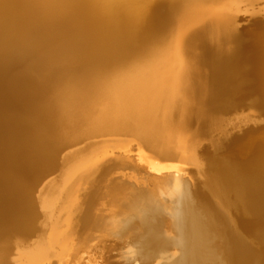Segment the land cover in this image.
<instances>
[{"label": "bare ground", "instance_id": "obj_1", "mask_svg": "<svg viewBox=\"0 0 264 264\" xmlns=\"http://www.w3.org/2000/svg\"><path fill=\"white\" fill-rule=\"evenodd\" d=\"M246 18L264 0H0V264H264V34L247 51ZM212 43L262 85L253 117L205 80Z\"/></svg>", "mask_w": 264, "mask_h": 264}, {"label": "rangeland", "instance_id": "obj_2", "mask_svg": "<svg viewBox=\"0 0 264 264\" xmlns=\"http://www.w3.org/2000/svg\"><path fill=\"white\" fill-rule=\"evenodd\" d=\"M214 44H215V43H214ZM216 44H217V43H216ZM211 46H213V47H211V51H210L209 53H206V55H204V57H203L204 60H205V62H204V60H203V62H204V64H205V67H204V68H206V67L208 68V67H209L208 69H205V70H204V71H206V72H204V76H206V77H205V78H206L205 80L211 81V85H212V86H210V87H211L212 89L214 88V89H213L214 91L218 90V91L222 92V91H221V90H223L222 87H224V89H226V87H228L229 85H230V86H231V85H235L234 87H235V91H236V90H237V89H236L237 84H235V82H234L233 80H235V79L237 78V76L239 77L242 73H244V71H246L247 68H245V70H244V68H240V70L242 69L241 72H240L239 70H237V71H235V72L238 73V74H236V73L233 74L234 72H232V70H230L229 67L226 66L227 62H226V64H225V61H228V62L230 61V60L228 59V57H221V56H218V57H217V53H215V52L217 51V49H216L217 47H214L213 43L211 44ZM215 46H216V45H215ZM212 48L215 49V51L212 50ZM197 55H198L199 57H202V56H200V54H197ZM219 57H221V59H222V58L225 59V60H222V61L224 62L223 64H224L225 66L222 65V62L219 61V60H221V59H219ZM210 58H211V59H210ZM215 58H216V59H215ZM218 59H219V60H218ZM207 60H208V61H207ZM211 60H212V61H211ZM216 60H218L219 65H218V62H217ZM214 61H215V62H214ZM213 62H214V63H213ZM216 62H217V63H216ZM208 64H209V65H208ZM213 65H214L215 67H214ZM216 65H217V67H218V70H220V71L217 70ZM221 65H222V66H221ZM213 67H214V68H213ZM204 68H203V69H204ZM215 68H216V69H215ZM226 68H228L230 71L227 70ZM213 69H214V70H213ZM222 70H223V71H222ZM215 71H217V72H215ZM221 71H222V72H221ZM226 71H227V72H230V73L232 72L231 74L234 75V76H231V75L228 76V73H227ZM238 71H239L240 73H239ZM223 72H224L228 77H231V78H230L231 80H230V79L226 78L227 76H226L225 74H223V75L225 76L224 78L226 79V80L223 79L224 81H226V85H225V82L222 81V79H221V78L223 77V76H222V73H223ZM246 72H247V71H246ZM206 73H207V74H206ZM213 73H217V76L219 77V79L213 80V79H214V74H213ZM218 73H219V75H218ZM220 73H221V75H220ZM230 73H229V74H230ZM212 76H213V77H212ZM215 76H216V75H215ZM220 76H222V77H220ZM209 77H211V78H209ZM234 78H235V79H234ZM218 80H220V82H219ZM228 80H230V81L233 82L234 84H232V83L227 84V83L230 82V81H228ZM237 80H238V79H237ZM237 80H236V82H238ZM214 81H215V82H214ZM216 82H217V84H218V82H219L220 86H219V84H218V87H215V86H217V85H216ZM222 82L224 83L223 85H225V86L221 85ZM186 83H187V85H188V84H190V81H188V82L186 81L185 84H186ZM206 83H207V81H206ZM208 83H209V84H208ZM208 83H207V85H210V82H208ZM213 83L215 84L214 86H213ZM232 87H233V86H231V88H232ZM218 88H221V90L218 89ZM229 88H230V87H228L227 89H229ZM227 89H226V90H227ZM220 92H219V95L222 94V93H220ZM216 93H218V92H216ZM242 94H243V93H242ZM217 95H218V94H217ZM245 95H246V94H245ZM240 96H241V95H240ZM256 96H257V95H255V98H252V100H253V99L255 100V99H256ZM241 97H242V96H241ZM238 99H240V98H238ZM242 99H243V98L240 99V103L238 102L239 104H241ZM250 100H251V99H250ZM250 100H249L250 103H249L248 101H244L246 104L242 102L241 106H243V104L246 105V106H243V108L240 106V108H242V110L244 111V112H243L244 115L248 114L249 111L251 112V109L248 111V109H249V108H248V107H249L248 104H249L250 106H252L251 104H253L254 101L252 102V100H251V101H250ZM246 107H247V108H246ZM250 108H251V107H250ZM245 109H247V112H245ZM250 112H249V114H248L246 117H253V116H254V113L252 112L253 114H252V113L250 114ZM258 112L261 113L262 110H260V111H258ZM260 113H258V114H260ZM251 115H253V116H251ZM85 141H86V140H85ZM85 141H84V142H85ZM80 142H81V143H79V141H78V143L76 142L77 144H76V143H75V144H76V145H78V144L80 145V144L83 143V141H80ZM76 145H75V146H76ZM73 147H74V145H71V146L69 147V149H71V148H73ZM67 149H68V147H67ZM69 149H68V150H69ZM68 150H67V151H68ZM221 150L223 151V150H225V149H224V148H222V149L220 148V149H219V152H220ZM222 151H221L222 154H223V153H226L225 151H223V152H222ZM219 152H218V153H219ZM120 153H121V154H120ZM221 153H220V154H221ZM114 154H115V155H116V154H119L120 156L122 155V157H124V160H125L126 162H129V161H127V160L125 159L127 156H130V158H132V159L134 160V162L139 161V158H138V155H139L138 149L133 148V147H132L131 152H130L129 155L126 154V155L123 156V154H125V153H122V152H119V151L114 152ZM220 154H219V156H220ZM213 155H214V154H213ZM213 155H206V156L202 157V158L200 159V162L197 163V166L195 165V166L193 167L192 172H194V174H193V173H192V174H193L194 176H196V174L198 175V176H196V177H197V180H199V181L201 180V179H200V178H201L200 175H202V174L205 173L204 171L208 168V166H209L208 164L211 163L210 161L213 160V161L215 162V159H217V158L219 157L218 155H215V157H213ZM207 156H208V157H207ZM112 157H113V156H112ZM118 157H119V156H118ZM134 157H135V159H137V161L134 159ZM216 157H217V158H216ZM109 158H110V157H109ZM209 158H211V159H209ZM207 160H208V162H207ZM125 161H124V162H125ZM201 161H202V162H201ZM204 162H205V164H206V163H208V164L205 165V164H203ZM209 162H210V163H209ZM216 163H217V161H216ZM129 165H130L129 163H128V165L124 163L123 166H119L118 168H119V170H120V172H121L122 174L125 173V172H127V170H128L127 173H128V175H129L130 173H132V169L130 170L131 166H129ZM201 165H202V169H200V168H201ZM204 165H205V166H204ZM203 166H204V167H203ZM198 167H199V168H198ZM118 168H117V169H118ZM203 168H205V170H204ZM123 169H124L125 171H124ZM126 169H127V170H126ZM119 170H117L118 173H119ZM122 170H123V171H122ZM199 170H200V171H203L204 173H202V172H198ZM208 170H209V169H207L206 172H208ZM196 172H197V173H196ZM46 173H47V172H46ZM46 173H45V174H46ZM50 173H51V172H50ZM127 173H125V175H126ZM198 173H199V174H198ZM201 173H202V174H201ZM42 175H44V174H41V176H42ZM39 176H40V175H39ZM39 176H38V178L40 179L41 176H40V177H39ZM54 177H55V178H54ZM54 177H51V178H49L48 180H46V182L42 185V187H44V185H46L47 183H49V181H55L56 176H54ZM53 178H54V180H53ZM39 179H38V180H39ZM50 179H51V180H50ZM36 180H37V177H36ZM129 182H132V181H129ZM200 182H201V181H200ZM27 183H28V182H27ZM35 183H36V182H35ZM36 184H37V183H36ZM36 184H34L35 186L33 185L34 187L31 186L32 189L34 188L33 190H36V188H37V185H36ZM42 187L40 188V191H41ZM40 191H38V193H40ZM33 192H34V194L36 195V197L38 198V195H39V194L37 193V190H36V192H35V191H33ZM23 193H24V195L27 194L26 192H23ZM25 193H26V194H25ZM37 194H38V195H37ZM22 207H23V206H22ZM41 218H42V217H41ZM41 218H40V219H41ZM13 242H14V240H13ZM129 247H131V246H128V245H127V246H124V247H122V248H120V249L118 250L119 253L122 254L121 256H122L123 258H126L125 255L127 254L128 250H129ZM129 262L132 263V264H140V263H138V262H134V260H130ZM79 264H83V262H81V263H79ZM151 264H153V263H151Z\"/></svg>", "mask_w": 264, "mask_h": 264}, {"label": "water", "instance_id": "obj_3", "mask_svg": "<svg viewBox=\"0 0 264 264\" xmlns=\"http://www.w3.org/2000/svg\"><path fill=\"white\" fill-rule=\"evenodd\" d=\"M233 27V30L235 32V35H237L238 40L241 41L242 45H244L246 47V49H248L247 51H249L251 49V46L253 45V43L255 41H257L258 39H262L263 36H260L264 34V22L261 21H257L254 19L249 20L248 18L246 19H242L239 24L238 27L235 28ZM245 49V50H246ZM239 80V81H238ZM238 84L236 86L237 91L242 94L240 98H243L242 101H248L252 98H255V95L260 94L259 92H261V89L263 88L262 85H260V83L257 81V79L254 76L248 75L246 74V72L242 73L239 77H238ZM246 94V95H245ZM237 99V97H236ZM263 101V99H262ZM255 117L257 120H260L262 122H260L261 124H253L252 126H250V128H252V132H262L264 131V113L261 112L260 114H258L259 112L255 111ZM256 134V133H255ZM68 149H65L63 151H61L58 159H57V166L60 164H62V155L64 153L67 152ZM58 171L52 172V173H46L44 175L41 176V178L39 179V181H37V192L40 190V188L42 187V185L46 182V180H48L49 178H51L52 176H55L57 174ZM35 190V192H36ZM4 235L3 232H0V238ZM6 235V234H5ZM34 237H31V239ZM2 239V238H1ZM12 239V238H11Z\"/></svg>", "mask_w": 264, "mask_h": 264}]
</instances>
